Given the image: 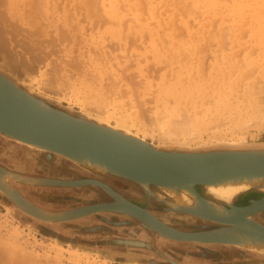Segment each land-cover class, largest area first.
<instances>
[{"label":"rangeland","instance_id":"1","mask_svg":"<svg viewBox=\"0 0 264 264\" xmlns=\"http://www.w3.org/2000/svg\"><path fill=\"white\" fill-rule=\"evenodd\" d=\"M27 1L29 2L30 0H13V2L8 1L5 5H1L4 8L0 6V9L2 8L1 11L5 10L6 13L3 11L2 13L0 12V15L5 14L7 18L5 17L6 19H4L0 16V24L2 25V21H4L5 23L3 22V24L9 30H11V28H9L10 25L17 26L15 31L18 30V34L16 33L15 37L12 36V38H16V42H14V39H11V47L6 49L4 54L14 51V53H11V57H19V59H21V55L25 57V54H22L25 52L27 58L30 59L26 60L27 58L23 57L26 60L23 61L26 62L25 64L29 66V69L25 64L22 66H26L28 70H25V67L22 68V66H19L23 63H20V61L19 65L14 64L15 68L12 64L9 65L11 62L9 60L10 56L6 54L4 58V54L1 51L0 67L2 71L11 76L15 81H19L18 83L22 87L27 89L31 86L38 91L40 90L38 92L32 89L29 90L28 88L34 96L44 99L50 106L61 110L67 109V111H71V113L76 116H80L79 114L82 112L83 114L91 113L93 115H102L105 111L107 112V110H110L109 114L114 117L112 119L109 118V120L113 125L117 123L115 117H118L121 113L123 115L132 113L130 112V108L133 110L134 108L136 109L133 111L135 114L139 113L138 109L141 113L145 109L148 110H145L142 115L138 114L139 118L140 116H145L146 118L151 114V119H154V116L158 115L160 118L163 114H168L172 120L177 121L176 119L179 120L183 118V115L192 116L195 113L200 116L208 114V117H212L211 110H215L216 107H219L217 100L220 99V96L218 95L226 90L233 94L229 97L231 107L224 112L222 111V118L219 116L223 121H221V128L224 129V131L221 133L215 132L217 128L215 124H219L220 121H215L213 119L208 124H205V126L193 131L192 137L183 134L178 135L179 138L175 137L172 141V143L175 144L174 147L193 149L194 147H199L198 145L200 144L201 146H210L214 145L215 142L218 143L220 140H238V137L241 136L244 137L245 143L264 142V3L261 2V0H212L215 2V6L214 4L211 5L207 3L206 0H141L143 7L141 3L138 2L139 0H89V2H87V0H33L34 6L29 2L33 8L27 5ZM166 1H169L170 5ZM88 3L91 5H88ZM256 3L259 4L257 5ZM111 5L117 8L119 14V17L116 19L117 25L112 23L116 21V17L111 15L109 10ZM167 5L170 7H167ZM173 5L179 10L177 11ZM184 6L186 7L185 9H183ZM252 7L254 10H252ZM132 8L134 9L132 10ZM214 8L215 12H213ZM211 10L213 11L211 12ZM88 12L90 13L88 14ZM25 13L27 17H25ZM90 15H92V17ZM34 16L39 19V21L37 19L35 20ZM20 20H22V22H20ZM122 21H124V23ZM42 22L43 25H41ZM160 22L162 23L160 24ZM27 28L35 31V35L28 36L29 31L27 32L25 30ZM121 30L124 32V34H122L123 36L121 35L122 39L119 36ZM60 35L63 37H60ZM209 37L212 40H210ZM36 40L40 41V43L44 41V46L42 47ZM24 42L25 44H23ZM54 42H56L57 45H54ZM15 43V46L18 47H12ZM36 44L37 46L40 45L44 51L42 48V50H40V46L39 49H37ZM121 44L123 46H121ZM152 45H154V47L157 46L155 47V53L154 49L151 48ZM103 47L107 49L106 51L110 52L107 55L113 58L112 62L116 63L121 61V65H125L123 68H127L126 66L131 65V63L133 65L126 70V73L130 75H127L125 70L122 69L124 73L121 75L122 80L120 86L122 84L121 87L123 91L121 89H116L112 95H110L112 91L109 92L108 95L111 96L110 99L108 98L109 96L107 97V95L99 92L100 88L98 86H96L97 89H95L85 84L86 82L90 83L89 81L92 78L90 71H92V73L94 71V66L88 65V63L91 64L90 62L92 59L99 58V48L102 50ZM121 47L123 50H121ZM35 48L37 50H35ZM20 50H23V52L21 53ZM17 51L18 55L15 54ZM31 51H33L37 58L38 55L41 56L42 59L38 60L40 65L36 63L37 58L31 54ZM117 57H120L119 59L121 60ZM136 57H138V59ZM75 58L81 63L80 65L83 66V69L81 66L79 67L82 69H80L81 71L79 70L80 73L83 70L87 73L89 71V81L84 76L86 75L84 72V75H82L83 78L82 76L80 77L77 69L78 62L76 61V64ZM128 58L130 59L128 60ZM134 58L136 61H134ZM99 59H101V56ZM16 60L15 63H18V58ZM52 61L53 64L57 62L58 64L61 63L60 65L62 66L61 68L59 67L60 65L58 66L59 70L57 69V71L59 74L55 73L54 76L57 77L60 75L61 79L68 81V79L70 80L71 76L74 75L71 84L75 83V81H77L76 83L78 84L76 85L75 83L71 86L70 81H68L67 84H69L70 87H64L69 85H64L66 82L62 83L63 80L60 81V79L56 81V78L53 76V79L58 82V84L54 83V80L50 78L55 72L54 66L52 67L54 72L50 68L52 65L50 63H52ZM86 61L88 63H86ZM137 61L138 64H136ZM31 62L34 64L36 63V67H33L35 72H33L32 69L30 70L33 64ZM86 64L88 67H85ZM65 67L67 69L69 68L71 72ZM63 68H65V70ZM84 68H88L89 70ZM139 69H141V72H139L140 74L138 73ZM39 71L42 74H40ZM48 73L51 75H48ZM76 73L79 74L78 78L80 80L77 79ZM43 75H47L46 77L49 76L50 81H52V83L48 82L49 86L50 84H53V86L55 84L57 89L52 88V85L51 88L49 86L46 87L47 82L45 81L48 78L45 77V79ZM68 75L71 76L69 77ZM190 75L193 76L189 77ZM40 76L42 77L40 78ZM66 76H68V78ZM58 78L60 77L58 76ZM81 78L87 81L85 80L86 82H83ZM129 79L130 81L127 82ZM105 80L103 85L105 83L108 84L110 81L108 78H105ZM23 81L28 82L30 86L25 85ZM40 81H44L46 85L44 82L41 83ZM43 84L45 87H43ZM106 84L104 85V90L108 87ZM59 85L65 89L61 88ZM129 87H131V90ZM108 89H110V87H108ZM118 90L119 92L117 93ZM57 91H59L60 94ZM86 91L89 93L88 97H86L87 99L83 98L85 97ZM121 91L122 94L120 93ZM80 93H83V95ZM91 93H95L96 96ZM123 93H126L127 97ZM79 94L81 96H79ZM117 96H119L118 99H120V101L116 100ZM137 97L140 101L136 99ZM104 98L107 99L105 100ZM126 98L129 100L130 104L132 103V107L128 105L129 103L125 105V102L128 101ZM113 99L116 101L114 102ZM121 100L123 102L119 103ZM135 100L138 102L136 101L137 103H134ZM117 102L121 104V106H119ZM141 102L144 104L140 105L139 103ZM123 103L124 106L122 107ZM110 104H112V106L109 108ZM133 105L138 107L140 105L142 108L133 107ZM113 106L116 108L115 110L114 108L111 109ZM127 106L130 108H127ZM103 108L107 110L104 111ZM123 109L124 111H122ZM127 109L130 110L127 112ZM99 110H101V113H99ZM205 112L206 114H204ZM238 116H241V118ZM139 118L136 119L135 117L134 123L128 124L131 130L135 132L144 129L141 133L138 131L140 137L144 138V140L149 143L159 142L160 139L158 141V137H160V132L156 130V126L151 122L152 120L148 118L152 123H150V125L147 122V118H142L143 120L140 118L142 121H140ZM235 121H240V126L237 127L238 130L230 132V125ZM132 124L133 126L131 127ZM152 125H154V129H152ZM0 145V165H2L3 162H7L11 152L3 151L4 145L2 142H0ZM19 155L21 161L25 162L26 160V162H29L28 159L22 157L21 154ZM36 172V177L30 178L33 182L27 183L25 186H31V188L36 189V191H46L44 193L48 195L51 194V197L55 195L56 199L51 198V200L56 203L55 205L57 207L62 208V210L63 208H78L84 205L111 202L113 200L110 195L98 187H67L50 185L46 182L44 184L40 183L42 185H38L39 181L45 179L53 180V178H56L59 180H74L82 178L78 176L75 177V175L70 176L68 174H63L59 172L58 169H55L54 174H52V172H42L40 169ZM64 177H68L69 179ZM104 182L110 185L112 184L113 186L115 185L111 181ZM25 186L21 188L24 192H26V189H29ZM118 187H120V185L116 183L114 188L117 189ZM126 190V188H123L121 191L127 193ZM246 193L250 195L247 190ZM63 194H66L65 197H63ZM71 195H73L72 198L75 201L70 198ZM241 196L242 193L237 195L238 199L235 201V204L239 205L242 201L250 200L249 196ZM69 199H71L70 203L67 202ZM146 200L148 199H142L140 202L145 205L142 207H146L149 211L151 210L152 213L160 217L167 224L170 222V226L179 227L181 230L184 229L183 231L201 228L207 224L212 225L210 227H216V225L207 223L193 215L171 211L167 212L165 208L156 204V201L154 203L150 200ZM9 204L11 205L10 202L0 197V245L3 243L4 246L7 245L6 247L3 245L0 246V249L4 250L8 248L6 250H9L10 247L13 248L12 242V246H9V237L16 235L14 234V230H16L15 225L18 224L24 229V232L20 233L22 238L19 236L20 243L26 244L28 246L26 251H29L31 256L35 257V260H33L36 261V259H38L42 264H45L47 256L50 260L55 258V256H53L55 250L51 249L52 242H55L54 239L64 247H77L81 249V251L86 250L92 253L93 256H98L97 263L92 262V264H101L104 261H107L109 264H172L170 259L176 261L177 264H264V262H257V259L249 253H237V251L226 249L227 246L224 245L214 246L168 241L157 234L151 235L152 233H147L145 228L136 219L123 215H92L76 221L62 223H46L37 219L35 220L34 218L28 221H22L19 218L23 217L21 215L22 211L11 207ZM70 205L73 206L71 207ZM257 219L264 222V215L261 214L257 216ZM30 225L31 227L29 228ZM32 227L35 229L33 230ZM27 233H32L35 237L27 235ZM152 236L153 238H151ZM113 240L146 242L150 248L145 246L132 247L116 245L112 243ZM7 241L9 242L7 243ZM216 248H219V250H215ZM15 251H17V249ZM62 259L63 264H72L73 260L69 257V254L64 253Z\"/></svg>","mask_w":264,"mask_h":264},{"label":"bare ground","instance_id":"2","mask_svg":"<svg viewBox=\"0 0 264 264\" xmlns=\"http://www.w3.org/2000/svg\"><path fill=\"white\" fill-rule=\"evenodd\" d=\"M8 1H11L13 2V0H0V6L1 5H5L6 3H8ZM23 1V0H22ZM92 1V0H91ZM25 2V1H24ZM30 3H32V5L34 4L33 0L29 1ZM27 1V5L29 7H32V5ZM56 2V1H55ZM80 2V1H79ZM87 2H89V0H87ZM139 3H141L142 1L139 0L138 1ZM136 2V3H138ZM167 2V1H166ZM207 3L215 6V2H213L212 0H206ZM261 2L264 3V0H261ZM26 3V2H25ZM75 3V1H74ZM93 3V2H91ZM169 4V1L167 2ZM17 4V3H16ZM58 4V3H57ZM76 4V3H75ZM79 4V3H78ZM87 4V3H85ZM90 3H88L89 5ZM173 4V3H172ZM217 4V3H216ZM257 4V3H256ZM259 4V3H258ZM257 4V5H258ZM25 5V4H23ZM83 5V4H82ZM86 5V6H88ZM91 5V4H90ZM133 5V4H132ZM170 5V4H169ZM175 5V4H174ZM173 5V6H174ZM34 6V5H33ZM36 6V5H35ZM97 6V5H96ZM95 6V8H96ZM141 6H142V3H141ZM172 6V7H173ZM218 6V5H217ZM235 6V5H234ZM237 6V5H236ZM2 7V6H1ZM25 7V6H24ZM92 7V6H91ZM132 7V6H131ZM140 7V6H139ZM143 7V6H142ZM167 7H170L167 5ZM256 7V6H255ZM3 8V7H2ZM1 8V9H2ZM26 8V7H25ZM33 8V7H32ZM121 8V7H120ZM174 8L176 9V7L174 6ZM186 7L184 6L183 9H185ZM253 8V7H252ZM257 8V7H256ZM0 9V12L2 13L3 11L5 12V10L1 11ZM4 9V8H3ZM11 9V8H10ZM31 9V8H30ZM29 9V10H30ZM88 9V8H87ZM134 8H132L133 10ZM139 9V8H138ZM141 9V7H140ZM182 9V8H181ZM217 9V8H216ZM89 10V9H88ZM92 10V9H91ZM110 12H111V15L113 17H116L115 20L117 19V17H119V14H118V11H117V8H115L114 5H111V7L109 8ZM143 10V9H142ZM157 10V9H156ZM177 10V9H176ZM179 10V9H178ZM177 10V11H178ZM244 10V9H243ZM254 10V8L252 9ZM26 11V9H25ZM93 11V10H92ZM97 11V10H96ZM213 10H211L212 12ZM91 12V11H90ZM88 12V14L90 13ZM94 12V11H93ZM100 12V11H99ZM156 12V11H155ZM215 12V8H214V11ZM6 13V12H5ZM95 13V12H94ZM98 13V12H97ZM176 13V11H175ZM180 13V12H178ZM30 14V13H29ZM92 14V12H91ZM100 14V13H99ZM183 14V13H182ZM181 14V15H182ZM23 15V14H22ZM87 15V13H86ZM94 15V14H93ZM97 15V14H96ZM178 15V14H177ZM2 16L4 19L7 18V15L5 16V14H2L0 15ZM9 16V15H8ZM37 16V15H35ZM34 16V18H35ZM67 16V15H66ZM92 17V15H90ZM103 16V15H102ZM6 17V18H5ZM25 17H27L26 13H25ZM142 17V16H141ZM149 17V16H148ZM176 17V16H175ZM198 17V16H197ZM206 17V16H205ZM204 18V17H203ZM2 19V18H1ZM37 18H35L36 20ZM67 19V17H66ZM106 19V18H105ZM123 19V18H122ZM134 19V18H133ZM141 19V18H140ZM25 20V19H24ZM27 20V19H26ZM39 21V19H37ZM68 20V19H67ZM66 20V21H67ZM139 20V18H138ZM173 20V19H172ZM1 22V21H0ZM4 21H2V25L0 24V51L4 54L6 51V49H8L9 47H11V42L10 40L11 39H14V42H16V38L15 35L16 33L18 32L15 31L16 27L15 26H9V28H11V30H9L4 24H3ZM17 22V21H16ZM20 22H22V20H20ZM98 22V21H97ZM106 22V21H105ZM112 22V21H110ZM117 20L115 22H112L113 24H116ZM124 23V21H122ZM5 23V22H4ZM13 23V22H12ZM28 23V22H27ZM30 23V22H29ZM33 23V21H32ZM36 23V22H35ZM121 23V22H120ZM127 23V22H126ZM162 22H160L161 24ZM31 24V23H30ZM39 24V23H38ZM37 24V25H38ZM41 24V23H40ZM118 24V23H117ZM116 24V25H117ZM175 24V23H174ZM15 25V23H14ZM18 27H19V24L17 23ZM43 25V22L42 24ZM39 25V26H41ZM123 25V24H122ZM121 25V26H122ZM125 25V24H124ZM176 25V24H175ZM33 26H36V25H33ZM127 26V25H126ZM125 26V28H126ZM6 27V28H5ZM128 27V26H127ZM129 28V27H128ZM35 29V28H34ZM45 29V28H43ZM42 29V30H43ZM27 32H28V36H34L35 35V31H32L31 29H25ZM39 30V29H38ZM37 30V32H38ZM65 30V29H64ZM125 30V29H124ZM60 31V30H59ZM67 31V30H66ZM40 32V31H39ZM64 32V31H63ZM61 32V33H63ZM146 32V31H145ZM60 33V34H61ZM65 33V32H64ZM149 33V32H148ZM18 34V33H17ZM59 34V33H58ZM124 34L123 30H121V32L119 33V36L121 38V35ZM11 35V36H10ZM12 36H14L12 38ZM62 35H60L61 37ZM68 36V35H67ZM123 36V35H122ZM223 36V35H222ZM38 37V36H37ZM59 37V38H60ZM63 37V36H62ZM66 37V36H65ZM211 37V36H210ZM209 37V38H210ZM215 37V36H214ZM27 38V37H26ZM36 38V37H35ZM67 38V37H66ZM51 39V38H50ZM122 39V38H121ZM221 39V38H220ZM39 40V39H38ZM36 40V42L38 41ZM209 40V39H208ZM210 40H212L210 38ZM13 41V40H12ZM223 41V40H222ZM40 43V41H38ZM42 42V41H41ZM44 42V41H43ZM42 42V43H43ZM57 42V41H56ZM54 42V45H57V43ZM42 47L44 46V43L42 44ZM25 44V42L23 43ZM13 45V43H12ZM16 43L14 44V46L12 47H18V46H15ZM18 45V43H17ZM98 45V44H97ZM25 46V45H24ZM23 46V47H24ZM37 46V44H36ZM39 46L38 45L36 48L39 49ZM105 46V45H104ZM121 46H123L121 44ZM30 47V46H29ZM32 47V46H31ZM40 46V50H42V48ZM157 47V46H155ZM154 47V45L151 46V48L154 49V53H155V50L156 48ZM35 48V50H37ZM42 48V49H41ZM122 48V47H121ZM17 49V48H16ZM98 49V48H97ZM128 49V48H126ZM125 49V50H126ZM107 49L106 48H102V50L99 48V58L101 56V59H92V61L90 62L91 64H89L87 61L86 63H88V65H92L94 66L93 67V73L92 71L91 72V76L92 78H88L89 76V71L88 73L87 72H84V70L80 73V71L83 69L77 59L75 58V62L78 66V73L80 74V77L82 75H84V73H86V75H84L86 77V79H90V83H87L86 79L81 80L84 82L85 80V84L88 85V87H94L95 89L96 86H98L100 88L99 92H101L102 94H105L107 95V97L109 96L108 93L111 92L110 95H112V93H114L116 89H121L122 90V84L120 86V82L122 80V77L121 75L124 73L123 70H125V73H126V70L128 69V67H131L133 66L132 63L131 65H128L126 66L127 68H123V66L125 67V65H121V61L120 62H112L113 58L112 57H108L107 54H109L110 52L109 51H106ZM123 50V48L121 49ZM21 51V50H20ZM28 51V50H27ZM30 51V50H29ZM44 51V49H43ZM42 51V52H43ZM127 51V50H126ZM11 52V51H10ZM23 52V50L21 51V53ZM36 52V51H34ZM39 52V50H38ZM92 52V51H91ZM94 52V50H93ZM108 52V53H107ZM153 52V51H152ZM11 53H14L11 52ZM11 53H6L10 56L9 60L12 62L9 63V65L12 64V66L15 68V65H19V66H22L24 65L26 62V60H29L26 56V53L23 52L22 54L24 55L25 54V57L27 58L26 60L24 59L25 57L21 55L20 53V58L22 59H19L18 58V63H15L17 60L16 57H11L12 54ZM4 54V58H5V55ZM18 55V51L15 53ZM31 54L34 55L33 51H31ZM94 55V53H93ZM117 55V54H116ZM32 56V55H31ZM36 57V55H34ZM95 56V55H94ZM24 57V58H23ZM115 57V56H113ZM121 57V56H120ZM119 57V58H120ZM126 57V56H124ZM123 57V59H124ZM16 58V59H15ZM37 58V57H36ZM95 58V57H94ZM118 58V57H117ZM118 58V59H119ZM122 58V57H121ZM131 58V57H130ZM128 58V60L130 59ZM138 59V57H136ZM35 59V58H34ZM42 59L40 55H38V58H37V64L40 65L39 61ZM103 59V60H102ZM122 59V60H123ZM25 60V61H23ZM121 60V59H119ZM127 60V59H126ZM20 61V63H19ZM36 61V60H35ZM124 61V60H123ZM132 61V60H130ZM134 61L135 58H134ZM39 62V63H38ZM127 62V61H126ZM28 63V61H27ZM30 63V62H29ZM33 63V62H31ZM36 63L32 64V68H30V70L34 69L36 66ZM55 64H53V61L50 68L52 70V67L54 66V73L51 75L50 73H48V75H51L50 78H56L55 80L57 81V79H60V81H62L63 79H61V76L58 75V71L57 69L60 67H62L60 64H58L57 62H54ZM57 63V64H56ZM126 64V63H125ZM128 64V63H127ZM138 64V61L137 63ZM8 65V66H9ZM27 66V64H25ZM31 65V64H30ZM56 65V66H55ZM60 65V66H59ZM26 66H22L25 67V70L27 69ZM59 66V67H58ZM81 66V68H79ZM28 69H29V66H27ZM34 67V68H33ZM57 67V68H56ZM85 67H88L87 64ZM136 67V66H135ZM10 68V67H9ZM39 68V67H38ZM66 68V67H65ZM65 68H63L65 70ZM138 68V67H137ZM0 69L2 70V68L0 67ZM27 69V70H28ZM37 69V68H36ZM62 69V70H63ZM67 69V68H66ZM84 69H88V68H84ZM40 70V69H39ZM42 70V69H41ZM59 70V69H58ZM68 71L69 68L67 69ZM89 70V69H88ZM50 71V70H49ZM51 71V73H52ZM57 71V72H56ZM87 71V70H85ZM33 72H35V70H33ZM48 72V71H47ZM71 72V71H70ZM84 72V73H83ZM141 72V69H139L138 73ZM252 72V71H251ZM14 73V72H13ZM28 73V71H27ZM40 73V71H39ZM45 73V72H44ZM43 73V74H44ZM55 73H58L57 75L60 77L58 78V76H54ZM64 73V72H63ZM77 74V79L79 74ZM83 73V74H82ZM130 73V72H129ZM32 74V73H31ZM42 74V73H40ZM47 74V73H46ZM61 74V73H60ZM75 74V73H73ZM127 74V73H126ZM125 74V75H126ZM140 74V73H139ZM17 75V74H16ZM36 75V74H34ZM72 75V74H71ZM71 75H68L69 77ZM123 75V76H125ZM127 75H130V74H127ZM44 76V75H43ZM47 75L44 76V78L46 77ZM54 76V77H53ZM64 76V74H63ZM68 76H66L68 78ZM74 75L71 76V79L68 81H70V85L72 86V84H75L77 81H75V83H72L73 81L72 78H73ZM193 76V75H192ZM191 75L189 77H192ZM250 76V75H249ZM17 77V76H16ZM20 77V76H19ZM42 76H40L41 78ZM131 77V76H130ZM129 77V78H130ZM142 77V76H141ZM49 79V76L46 77ZM45 78V79H46ZM105 78H108L110 79V83L108 82V87H110V89H108V87L104 90L103 88L105 87L103 85V82L105 80ZM48 79H46L45 82H47V86H49V83H52V81H48ZM124 79V78H123ZM190 79V78H189ZM25 80V79H24ZM40 80V79H39ZM54 80V79H53ZM53 81L54 83H57L56 81ZM73 80H76V79H73ZM80 80V79H79ZM78 80V81H79ZM191 80V79H190ZM36 81V80H35ZM59 81V80H58ZM68 81H64L66 82V84L64 85H69L67 84ZM106 81V80H105ZM126 81V80H125ZM130 79L127 81L129 82ZM165 81V80H164ZM19 82V81H18ZM41 82V81H40ZM44 82V81H43ZM41 82V83H43ZM44 82V84H45ZM143 82V81H142ZM141 82V83H142ZM23 83L25 85H29L28 82L26 81H23ZM80 83V82H79ZM132 83V82H131ZM43 84V87H45V85ZM61 84V83H59ZM78 83H76L77 85ZM110 84V85H109ZM140 84V83H139ZM233 84V83H232ZM35 85V84H34ZM53 86V84H50V88ZM63 85V86H64ZM69 86H64V87H70ZM83 85V84H82ZM95 85V86H94ZM124 85V84H123ZM237 85V84H236ZM58 86V85H57ZM60 86V85H59ZM129 86V85H128ZM132 86V85H131ZM142 86V85H141ZM151 86V84H150ZM42 87V88H43ZM61 87V86H60ZM64 87H61L63 89H65ZM74 87V85H73ZM135 87V86H134ZM139 87V86H138ZM29 88V87H28ZM27 88V89H28ZM52 88H56L55 84ZM59 88V87H58ZM60 88V89H61ZM72 88V87H71ZM70 88V89H71ZM86 88V87H85ZM124 88V87H123ZM130 90H131V87H129ZM137 88V87H136ZM32 89V90H35V91H38L36 88L34 89L33 87L30 86L29 90ZM57 89V88H56ZM67 89V88H66ZM69 89V90H70ZM92 89V88H91ZM229 89V88H228ZM232 89V87H231ZM105 93H104V91ZM138 90V89H136ZM40 91V90H39ZM38 91V92H39ZM84 91V90H83ZM92 91V90H90ZM123 91V90H122ZM122 91L120 92L122 94ZM125 91V90H124ZM231 91V90H229ZM59 94L60 92L57 91ZM56 92V93H57ZM119 92V90L117 91V93ZM129 92V91H128ZM141 92V91H140ZM30 93L29 91L27 92V94ZM34 93V92H33ZM68 93V92H67ZM66 93V94H67ZM127 93V91H126ZM126 93L124 95H126ZM37 94V93H36ZM81 95H83V93H80ZM79 94V96H81ZM88 91L85 92V99H87L86 97H88ZM91 94H94L95 93H91ZM131 94V93H130ZM138 94V93H137ZM141 94V93H139ZM233 93H229L228 91L225 90V92H221V94H219L218 96H220V99L217 100V103L219 105V107H216L215 110H211L212 111V117H208L209 115H203V116H200L198 115L197 113L193 114L192 116L190 115H183V118L181 119H176L177 121L175 120H172L171 117L166 114L162 117L159 118V116H154L153 118L154 119H151V114L149 115V117H146L147 119L150 118L152 121V123L156 126V130L158 132H160V137H158V141L160 139L159 142L157 143H153L154 147L156 149H160L162 147H170V148H173L174 149V146L175 144L172 143V141L175 139V137H178V135L180 134H183L185 136H193V131L199 129L200 127L202 126H205V124H208L209 122H211L213 119L215 121H220L219 124H215L216 125V129H215V132H223L224 129L221 128V118H222V113L226 110H228L230 107H231V103H230V96L232 95ZM98 95V94H97ZM235 95V94H234ZM58 96V95H57ZM67 96V95H66ZM78 96V97H79ZM92 96V95H91ZM90 96V97H91ZM96 96V95H95ZM114 96V95H113ZM140 96V95H139ZM138 96V97H139ZM51 97V96H50ZM60 97V96H59ZM70 97V96H69ZM68 97V99L70 100V98ZM89 97V98H90ZM93 97V96H92ZM119 96H117V101L120 99H118ZM127 97V95H126ZM136 97V96H135ZM138 97L136 99H138ZM94 98V97H93ZM102 98V97H101ZM109 99L111 98V96L108 97ZM81 99V98H80ZM84 99V100H85ZM92 99V98H91ZM96 99V98H94ZM92 99V100H94ZM98 99V98H97ZM105 99V98H104ZM107 99V98H106ZM105 99V100H106ZM115 99V98H114ZM113 99V101H114ZM127 99V98H126ZM135 99V98H134ZM61 100V99H60ZM68 100V101H69ZM102 100V99H101ZM104 100V101H105ZM115 100V101H116ZM128 100V99H127ZM82 101V100H80ZM103 101V100H102ZM112 101V100H111ZM114 101V102H115ZM126 101V100H125ZM137 100L134 101V103H137L138 101H140L138 99V101L136 102ZM250 101V100H249ZM38 102V101H36ZM84 102V101H83ZM93 102V101H92ZM91 102V103H92ZM97 102V101H96ZM109 102V101H108ZM123 101L121 100V102L119 103H122ZM132 102V101H131ZM143 102V101H142ZM139 103L140 105L144 104V103ZM100 103V102H99ZM98 103V104H99ZM118 103V102H117ZM118 103V104H119ZM126 103L128 104L129 103V100L125 102V105ZM95 104V103H94ZM113 104V103H112ZM112 104H110L109 108L112 106ZM38 105L42 108H46V109H49L46 105H44L43 103H40L38 102ZM64 105V104H63ZM92 105V104H91ZM90 105V106H91ZM132 107V103L128 104ZM136 105V104H134ZM133 107H138V106H134ZM138 105V104H137ZM138 108H142V106H140ZM97 106V105H95ZM94 106V107H95ZM119 106H121V104H119ZM124 106V103L122 105V107ZM217 106V105H216ZM240 106V105H239ZM256 106V105H255ZM88 107V106H87ZM93 107V106H92ZM98 107V106H97ZM104 107V106H103ZM108 107V106H106ZM118 107V106H117ZM237 107V106H236ZM241 107V106H240ZM245 107V106H244ZM254 107V106H253ZM73 108V107H72ZM114 110L116 109L114 106L111 108ZM121 108V107H120ZM127 108H130L129 106H127ZM239 108V107H238ZM95 109V108H94ZM104 109V108H103ZM132 111H131V110ZM130 109H127V112L130 110V114H122L120 111V115L118 117H115L116 118V121L117 123H115L113 125V123L110 122L109 118L112 119L114 116H111L109 113H110V110H107V109H104L107 110V112L105 111V113H103L102 115L100 114H97V115H93L91 113H86L88 119L90 121H94L97 123L98 126L100 127H106V128H109V129H112L114 131H117L121 134H124V135H127V136H131L133 138H137V139H140L141 141H144V138L140 137V133L141 131L143 132L144 129H141V131H135L133 132L130 128V126L128 124H131V123H134V118L136 117V119L139 118V115H142V113L147 110H143L142 113L140 112V110L138 109V114L134 113L133 111L136 110L134 108V110L132 108ZM234 109V108H233ZM241 109V108H240ZM50 110V109H49ZM100 111V112H99ZM98 112L101 113V110H99ZM103 111V110H102ZM124 111V109L122 110ZM148 111V110H147ZM223 111V112H222ZM82 112V111H81ZM115 112V111H114ZM209 112V111H208ZM83 113V112H82ZM116 113V112H115ZM149 113V112H148ZM144 114V113H143ZM147 114V113H146ZM206 114V112L204 113ZM214 114H218V115H214ZM106 115V116H105ZM110 116V117H109ZM135 116V117H134ZM147 116V115H146ZM221 116V118L219 117ZM236 116V115H235ZM176 117V116H175ZM239 118H241V116H238ZM140 118H145V116H140ZM139 118V119H140ZM145 118V119H146ZM177 118V117H176ZM135 119V121H136ZM140 119V121H142ZM144 119V121H145ZM150 119H148V123L150 124ZM174 119V118H173ZM133 120V122H132ZM240 120V119H239ZM223 122V121H222ZM151 123V124H152ZM218 123V122H217ZM233 124L230 125V132H234L237 129L238 126H240V121L239 122H232ZM143 124V122H142ZM146 124V123H145ZM150 124V125H151ZM139 125V123H138ZM147 125V124H146ZM148 125V126H150ZM154 125H152V129H154ZM218 125V126H217ZM133 126V124L131 125V127ZM135 126V125H134ZM145 126V125H144ZM142 126V127H144ZM136 127V126H135ZM141 127V128H142ZM243 127V125H242ZM158 128V129H157ZM228 131V130H227ZM157 133V132H156ZM159 136V135H158ZM179 138V137H178ZM228 141V142H226ZM231 141V142H229ZM0 142L3 143V151H8V152H11L10 156L8 157V160L7 162H3L2 165H0V197L2 199H5L6 201L10 202L11 205L16 208V209H19L20 211H22V216L23 217H19L20 220L22 221H28V220H31L33 217L35 218L36 215H39L40 212L44 215H49V217H56V216H61V214H63L66 210H76V209H79V208H84V207H87V205H84V206H81V207H78V208H70V209H66V208H60V207H57L54 203L52 202L51 198L53 199H56L55 195L54 197H51V194H45L44 192L46 191H36V189H32L31 186L28 187V186H25L27 183H24L25 179H30V178H35L36 177V171L40 170L42 172H48V173H51L54 174L55 172V169H58L59 172L63 173V174H68V175H72L75 177L78 176L82 179H92V180H96V181H111L112 183H114L116 185V183H118L120 185V187H118L117 189L119 190H116L114 189V187H112L111 185H109L108 183H106L108 185V190L111 191V193L113 195L116 196V198L118 199V202L122 203V202H126L125 199H126V196L124 197L123 192H120V190H122L123 188H126V192L128 195H130V197H135V198H139L140 200L143 198V197H146L148 200H152L153 202L156 201V204H161L165 207V209H169V210H174V211H180V212H183V211H198L199 213L202 214L201 215H197L199 217H203V215H209V214H213V215H216L218 217H232V216H237L238 214L235 212V210H232V208H229L230 206H235V205H238V204H235V201L238 199L237 198V195L242 193V196L241 197H245V196H248L247 193H246V190L248 191V193L251 195L253 193H256V194H264V175H239V176H229V177H225L223 178L222 180H219L217 182H213V183H208V184H201V185H197L196 186V189L198 190L199 194L204 198L205 201H201V199L199 198V196L197 195L196 192L193 191L191 185H178L176 183H172V184H164V183H158V184H152L150 183L149 181H137V180H131L129 178H127L126 176L120 174L119 172L117 171H114L112 169H110V167H108L106 164L102 163V162H99L97 160H94V159H90L88 156H85V155H82V156H79V157H76V156H73V155H67L63 152H59V151H55L53 149H50L46 146H43V145H40V144H37V143H33V142H29V141H25L23 139H20V138H17L15 136H12L8 133H4L2 131H0ZM151 142V141H150ZM175 143H178V142H175ZM214 143V142H213ZM249 143V142H248ZM255 143V142H253ZM215 146L214 147H217V148H229V147H246V144H245V140H244V137L241 136V137H238V140H220L218 141V143L215 142ZM209 145V144H208ZM1 146V145H0ZM186 146V145H185ZM183 146V147H185ZM199 147H202L201 144L198 145ZM211 146V145H210ZM194 148H197V147H194ZM193 148V149H194ZM251 148V147H250ZM187 149V148H186ZM264 150V147L262 148ZM19 154L22 155V157L28 159L29 162H23L20 160L19 158ZM5 155V154H4ZM30 163V164H29ZM39 167V168H38ZM48 176V175H47ZM52 177V176H50ZM74 177V178H75ZM64 178H68V177H64ZM69 179V178H68ZM71 179V178H70ZM52 180V179H51ZM59 179H56V178H53V180L51 182H55V181H58ZM75 180V179H74ZM78 180V179H77ZM44 182H47L45 180H41L39 181L38 185H42ZM42 183V184H40ZM114 185V186H115ZM25 186L29 189H26V192H24L21 188ZM117 187V186H116ZM200 191H199V189ZM42 189V188H40ZM47 189V188H46ZM81 189V188H80ZM90 189V188H88ZM97 189V188H96ZM107 189V188H106ZM91 190V189H90ZM17 191V192H16ZM15 192L17 194H15ZM101 192V190H100ZM240 192V193H239ZM49 193V192H48ZM66 194H63V197H65ZM97 195V194H96ZM73 195L70 196V198L75 201L73 198ZM76 197V196H75ZM78 197V196H77ZM129 197V198H130ZM59 199V198H58ZM62 199V198H61ZM67 200V202H71L70 200ZM86 199V198H85ZM133 199V198H132ZM241 199V198H240ZM66 200V199H65ZM128 200V199H127ZM146 200V201H148ZM82 201V200H81ZM98 201V200H97ZM130 201V200H129ZM145 201V202H146ZM158 202V203H157ZM104 203V202H102ZM106 203V202H105ZM2 204V203H1ZM88 204V203H87ZM10 205V204H9ZM10 205V206H11ZM71 207L73 205H70ZM69 206V207H70ZM7 209V208H6ZM28 209V210H27ZM145 209V208H143ZM148 210H146L147 212ZM151 211V210H150ZM163 211V210H162ZM168 212V211H167ZM149 213L150 215H152L153 217L155 218H158V219H161L160 217L156 216L154 213L152 212H147ZM186 213V212H185ZM190 215V214H189ZM196 215V214H194ZM240 215V214H239ZM238 215V216H239ZM183 216V215H182ZM259 216V215H258ZM174 218V217H173ZM193 218V217H192ZM205 217H203L204 219ZM197 219V218H196ZM207 219V218H205ZM18 220V219H17ZM36 220V219H35ZM34 220V221H35ZM162 220V219H161ZM184 220V219H183ZM201 221V220H200ZM205 221V220H203ZM186 222V221H185ZM217 222V221H216ZM219 222V221H218ZM47 223V222H46ZM163 223L164 225H168L166 224V222L163 220ZM170 224V222H169ZM241 225H237V226H226L224 224H216V227L214 226V228L216 229L215 232H213L214 234H217V235H222L224 237H227V239H229L232 243H229L230 245H228V247L226 249H230L231 251H237V253L239 252H242V253H249L251 255H253L258 261H264V239L258 237L257 235H255V233H260L258 229L252 227V228H249V227H245L246 225V222H240ZM54 225V224H53ZM208 225V224H207ZM205 225V227H207L208 229L210 227L208 226H212V225ZM16 226V230H14V234L16 235H12L11 237H9L10 239V244L9 246H12L11 242L13 243V248L9 250H6V249H0V264H40L41 262L38 261V259H36V261H34L35 257L34 256H31V253L29 251H26L27 250V245L26 244H21L20 243V233H23L24 232V229L23 227L19 226L18 224L15 225ZM169 226V225H168ZM166 226V227H168ZM249 226V225H248ZM31 227V225L29 226V228ZM34 227V226H33ZM32 227V228H33ZM142 228V227H141ZM173 228V227H172ZM177 228V227H176ZM174 228L175 230H178ZM179 228V227H178ZM202 228V227H201ZM35 228H33L34 230ZM32 230V231H33ZM184 230V229H182ZM182 230H178V231H181L183 232ZM249 230V231H247ZM107 231V230H106ZM192 231V230H190ZM212 232H207V235H213ZM13 234V233H12ZM27 235H32L33 237H35L32 233H27ZM164 237H167L169 239H172V240H177L176 238H172V237H169L167 235H163ZM21 237V236H20ZM22 238V237H21ZM153 238V236L151 237ZM1 239V237H0ZM3 239V238H2ZM159 239V238H158ZM7 240V239H6ZM227 240V241H229ZM2 241V240H1ZM4 241V240H3ZM54 241L56 242H52L51 244V249L55 250V254H53V256H55V258L53 260H50L49 257L47 255V258L45 259V264H63V259H62V256L64 253H67L69 254V257L72 258V264H92V262L94 263H97V258L98 256H93L92 253H90L89 251H81V249L77 248V247H64L62 246L59 242H57V240L54 239ZM155 241V240H154ZM169 241V240H168ZM226 241V242H227ZM9 241H7L8 243ZM211 243H221V242H211ZM4 244V243H3ZM2 244V245H3ZM0 245V246H2ZM73 245V244H72ZM71 245V246H72ZM79 245V244H78ZM4 246V245H3ZM7 245H5L4 247H6ZM153 246V245H152ZM210 247V246H209ZM2 248V247H1ZM150 248V247H148ZM155 248V246H154ZM17 249V251H15ZM222 249V248H221ZM225 249V248H224ZM155 250V249H154ZM215 250H219V248H216ZM16 252V253H15ZM19 252V253H17ZM32 252V251H31ZM98 254V253H97ZM36 256V255H35ZM38 256V255H37ZM51 258V257H50ZM34 259V260H33ZM69 260V258H68ZM38 261V262H37ZM43 261V260H42ZM91 261V262H89ZM70 262V260H69ZM42 264V263H41ZM101 264H109L107 261H104L103 263ZM133 264H136V263H133Z\"/></svg>","mask_w":264,"mask_h":264},{"label":"water","instance_id":"3","mask_svg":"<svg viewBox=\"0 0 264 264\" xmlns=\"http://www.w3.org/2000/svg\"><path fill=\"white\" fill-rule=\"evenodd\" d=\"M28 91L0 69V131L67 155L88 156L131 180L149 181L152 184L191 185L201 201H205L196 189L197 185L217 182L229 176L264 175V150L262 149L264 142L245 143L246 147L234 146L224 149L214 147L216 144L195 149L181 147L156 149L153 143L146 140L141 141L112 129L100 127L96 122L90 121L86 114L81 113L80 116H76L67 109L52 107L44 99L34 96L31 91L27 94ZM36 101L43 103L50 110L40 107ZM32 182L31 179L24 181V183ZM46 183L67 187H98L110 195L113 200L106 203L89 204L87 207L76 210H66L61 216L56 217H49L40 212L35 218L33 217L39 221L62 223L92 215L117 214L136 219L147 233L157 234L169 241L227 247L229 243H232L227 237L214 234L215 228L198 232L183 230L181 232L178 231L181 230L179 228L169 224V226L164 225L163 220L147 213L151 211L146 207H141L127 199H125L126 202H118L116 196L108 190V185L103 181L79 179ZM229 208L240 215L218 217L209 214L203 215L207 218L203 219L197 216H202L198 211L165 210L190 214L214 225L221 222L226 226H239L240 222H246L245 227L258 229L260 233H255V235L264 239V222L257 219L258 215H264V195L259 199L251 200L248 204ZM207 232H212L213 235H207ZM112 243L148 247L146 242L133 240H113ZM170 261L172 264H177L176 261L171 259ZM257 262L264 261L257 260Z\"/></svg>","mask_w":264,"mask_h":264},{"label":"flooded vegetation","instance_id":"4","mask_svg":"<svg viewBox=\"0 0 264 264\" xmlns=\"http://www.w3.org/2000/svg\"><path fill=\"white\" fill-rule=\"evenodd\" d=\"M73 180V179H72ZM75 180H77V179H75ZM79 180V179H78ZM45 181H47V182H50V181H52L51 179H45ZM110 185V184H109ZM111 186L112 187H114L112 184H111ZM114 189H116V188H114ZM199 189V188H198ZM117 190V189H116ZM199 191H200V189H199ZM120 192H122L121 190H120ZM201 192V191H200ZM124 193V192H123ZM124 195V197L126 196V198L127 199H129L131 202H133V203H135V204H137V205H139V206H145V205H143V204H141L140 202L142 201V199H145L146 197H143L141 200L139 199V198H135V197H130V195H128L127 193H125V194H123ZM264 194H256V193H253V195L251 194V195H248L249 196V198H250V200H246V201H242L241 203H239V205H245V204H248L251 200H256V199H259V198H261L262 196H263ZM130 197V198H129ZM133 198V199H132ZM151 202H153L152 200H151ZM155 203V202H154ZM159 206H161V207H163V208H165L163 205H161L160 203L158 204ZM208 227H210V226H208ZM211 228H214V227H210L209 229H211ZM206 229H208L207 227H202V228H196V229H193L192 231H190V230H188V232H198V231H202V230H206Z\"/></svg>","mask_w":264,"mask_h":264}]
</instances>
